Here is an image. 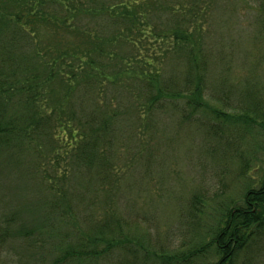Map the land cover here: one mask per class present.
Here are the masks:
<instances>
[{
	"label": "rangeland",
	"instance_id": "obj_1",
	"mask_svg": "<svg viewBox=\"0 0 264 264\" xmlns=\"http://www.w3.org/2000/svg\"><path fill=\"white\" fill-rule=\"evenodd\" d=\"M64 5L0 0V72L14 86L35 77L60 120L112 123L109 167L72 170L47 139L1 150L0 264L215 263L199 249L243 181L264 174V0ZM190 52L210 107L250 121L186 107ZM258 249L237 263L264 264V240Z\"/></svg>",
	"mask_w": 264,
	"mask_h": 264
},
{
	"label": "trees",
	"instance_id": "obj_2",
	"mask_svg": "<svg viewBox=\"0 0 264 264\" xmlns=\"http://www.w3.org/2000/svg\"><path fill=\"white\" fill-rule=\"evenodd\" d=\"M48 1V0H47ZM51 3L64 5L66 0H49ZM3 18H0V22ZM187 40L188 35L185 32H175V40ZM93 44V43H92ZM97 44V43H95ZM98 56L102 55V50L98 49ZM187 74L181 92L186 99V107L194 112L201 109H209V114L215 118L223 117L227 121L240 124L246 123L251 119L245 114H228L223 113L210 105L204 99V87L202 77L199 74L197 65L190 59L193 57L192 52L189 53ZM73 57V56H72ZM74 62H81V59ZM92 63V60H91ZM35 77L31 78L29 83L20 86L12 85L11 81L7 82L3 73L0 72V151L10 149L15 142H33L34 138L52 141L59 146V151L54 152L57 159L69 162L68 166L76 165L84 171L93 168L109 167L106 161L107 147L112 132V123L107 120L97 125L92 119L74 120L70 118L68 113L60 120L57 116L58 108L54 107L52 111H48L45 107V100L42 95L33 86ZM150 82V81H149ZM150 85L147 90L150 89ZM19 91L21 95H11L12 91ZM149 103L154 105L157 97L160 95H147ZM18 106L22 109L21 114L15 119L7 115L14 98ZM151 106V105H149ZM52 126L55 130L51 129ZM53 135V137L51 136ZM75 166L72 168V170ZM55 178V177H50ZM54 181V180H53ZM54 183V182H53ZM50 189L53 190L54 184L49 181ZM60 194L63 192L57 191ZM59 194V195H60ZM240 202L236 199L229 200L225 203L221 217L212 230L210 241L203 245L198 252L203 250H213L216 262L212 264H238L241 257L250 254L253 249L258 251V245L264 240V174L256 185L246 179L243 181V187L240 189ZM112 234V233H111ZM106 235H110L107 233ZM112 244H108L103 252H107ZM260 248V247H259ZM260 252V251H259ZM76 253L64 252L61 258L74 257ZM77 255L82 256L80 253ZM195 254L184 257L188 260ZM79 257V256H78ZM162 264H169V257H158Z\"/></svg>",
	"mask_w": 264,
	"mask_h": 264
}]
</instances>
